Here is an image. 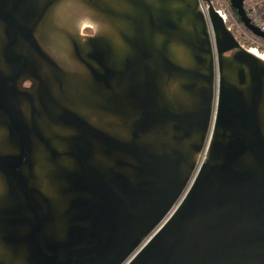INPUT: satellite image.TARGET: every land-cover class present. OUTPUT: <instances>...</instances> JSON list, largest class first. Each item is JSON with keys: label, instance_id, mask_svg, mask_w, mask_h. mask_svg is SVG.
Masks as SVG:
<instances>
[{"label": "water", "instance_id": "obj_1", "mask_svg": "<svg viewBox=\"0 0 264 264\" xmlns=\"http://www.w3.org/2000/svg\"><path fill=\"white\" fill-rule=\"evenodd\" d=\"M0 264H264V54L212 0H0Z\"/></svg>", "mask_w": 264, "mask_h": 264}, {"label": "built area", "instance_id": "obj_2", "mask_svg": "<svg viewBox=\"0 0 264 264\" xmlns=\"http://www.w3.org/2000/svg\"><path fill=\"white\" fill-rule=\"evenodd\" d=\"M264 1V0H263ZM260 0H246L245 9L252 22L258 25L264 31V24L260 20V9L263 4ZM218 11L225 18L228 27L233 31L238 39H244L248 48L259 51L264 54V46L254 37L248 35L241 26L239 20L234 15L229 0H215Z\"/></svg>", "mask_w": 264, "mask_h": 264}, {"label": "rangeland", "instance_id": "obj_3", "mask_svg": "<svg viewBox=\"0 0 264 264\" xmlns=\"http://www.w3.org/2000/svg\"><path fill=\"white\" fill-rule=\"evenodd\" d=\"M213 2H214V4H215V0H212ZM260 1H263V0H260ZM216 5V4H215ZM217 7V6H216ZM263 14H264V1H263V4H262V6H261V9H260V20H261V22L264 24V20H263ZM241 24V23H240ZM241 26L243 27V29L246 31V33L248 34V35H251L247 30H246V28L241 24ZM252 36V35H251ZM256 38V37H255ZM257 39V38H256ZM245 46H247L245 43V40L244 39H239ZM258 40V39H257ZM263 46H264V42H262V41H260V40H258Z\"/></svg>", "mask_w": 264, "mask_h": 264}, {"label": "trees", "instance_id": "obj_4", "mask_svg": "<svg viewBox=\"0 0 264 264\" xmlns=\"http://www.w3.org/2000/svg\"><path fill=\"white\" fill-rule=\"evenodd\" d=\"M232 9H233V12H234V15L236 16V18L239 20V22L242 24V22H241V20H240V18H239V16H238V14H237V11L232 7ZM243 25V24H242ZM247 30V29H246ZM248 31V30H247ZM252 36H254L250 31H248ZM255 37V36H254ZM257 38V37H256ZM258 40H260V41H262V42H264V40H262L261 38H257Z\"/></svg>", "mask_w": 264, "mask_h": 264}, {"label": "flooded vegetation", "instance_id": "obj_5", "mask_svg": "<svg viewBox=\"0 0 264 264\" xmlns=\"http://www.w3.org/2000/svg\"><path fill=\"white\" fill-rule=\"evenodd\" d=\"M87 33H89L90 31L88 30V31H86ZM30 84L29 83H27V86H29Z\"/></svg>", "mask_w": 264, "mask_h": 264}, {"label": "crops", "instance_id": "obj_6", "mask_svg": "<svg viewBox=\"0 0 264 264\" xmlns=\"http://www.w3.org/2000/svg\"><path fill=\"white\" fill-rule=\"evenodd\" d=\"M263 20H264V14H263ZM264 22V21H263Z\"/></svg>", "mask_w": 264, "mask_h": 264}, {"label": "bare ground", "instance_id": "obj_7", "mask_svg": "<svg viewBox=\"0 0 264 264\" xmlns=\"http://www.w3.org/2000/svg\"><path fill=\"white\" fill-rule=\"evenodd\" d=\"M254 50V49H253Z\"/></svg>", "mask_w": 264, "mask_h": 264}]
</instances>
